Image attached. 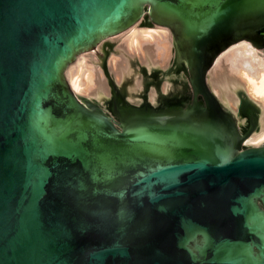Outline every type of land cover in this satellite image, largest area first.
Segmentation results:
<instances>
[{"label":"water","instance_id":"95a60500","mask_svg":"<svg viewBox=\"0 0 264 264\" xmlns=\"http://www.w3.org/2000/svg\"><path fill=\"white\" fill-rule=\"evenodd\" d=\"M144 13L194 102L120 122L65 69ZM243 37L264 46V0H0V264H264V143L206 73Z\"/></svg>","mask_w":264,"mask_h":264},{"label":"bare ground","instance_id":"6f19581e","mask_svg":"<svg viewBox=\"0 0 264 264\" xmlns=\"http://www.w3.org/2000/svg\"><path fill=\"white\" fill-rule=\"evenodd\" d=\"M135 24H137V21L131 24L126 29L116 34L103 37L102 39L112 38L122 33L125 36L128 30L132 28ZM154 26H162V25H154ZM141 30L136 31L135 28V31L133 30L134 32L133 33L131 32V34L125 40H123V42L120 41L122 38L118 37L119 39L118 38L114 39L116 42L117 41L121 42L118 48L122 53L121 55L122 61L121 62L120 60L116 61V63L111 64L110 68L111 71L114 73L117 82L120 84H121V80L124 77L125 71L129 67L130 60L128 57L129 56L128 53L130 52L133 53L132 55H136L138 53L139 60L141 59L142 62L141 61L140 62L143 64L152 63L151 65L153 67L163 65L162 61H164L163 59H165L166 54L163 57L164 53L162 54L160 50L165 49V47L160 45V43L166 42L167 33L164 31L160 32L161 31L160 29H159L160 31H158L157 29L154 28H148V29L145 28V30L143 31ZM130 31L132 30L130 29ZM102 39L95 47L91 49L83 50L79 53L81 54L83 52H89L95 50L96 48L99 47ZM170 49L171 48H169V50ZM166 52L168 51L166 50ZM79 53L77 54L75 61L78 55H80ZM97 59L98 57H96V55L92 53L83 54L79 59V64L77 65V67H75L77 68L76 71L74 72L73 70L72 75L70 74L71 84L70 83L69 84L80 99L82 98L79 96V94L87 97H92V96L97 97V95L100 94V92H103L106 95H109V90H108L109 87L107 85L108 83H106L104 76L103 77L99 76L101 78L98 77V80H94L95 77L93 78L90 75L91 73L87 77H84L89 72L88 70L91 71L93 70L96 76L101 75L99 74L100 66H98L97 64ZM89 66L91 67L88 68ZM85 68H87L88 70L87 71L85 70L87 73H85L83 76L80 72H82L81 70ZM93 81L95 82L97 81L98 85L97 86L94 85ZM207 81L211 89L218 97V99L220 101L222 100L223 103H225V104L222 103L224 107L225 106L227 107L228 105L229 106L232 105L231 107L238 109L237 105L240 101L238 96V90L243 89L248 99L251 100L253 105L256 106L257 109L262 110L264 113V46L258 47L255 46L252 42L241 41L239 44L231 46V48L229 47L227 51H225L224 53H222L217 57L213 68L211 70L209 69L207 73ZM261 122H262L261 131L253 135L249 139V141L250 140L252 142L255 141V144L256 142L264 143V114L261 119Z\"/></svg>","mask_w":264,"mask_h":264},{"label":"rangeland","instance_id":"374dc122","mask_svg":"<svg viewBox=\"0 0 264 264\" xmlns=\"http://www.w3.org/2000/svg\"><path fill=\"white\" fill-rule=\"evenodd\" d=\"M154 25H162V26H154ZM150 26H153V27H150ZM134 27L136 28V31L137 30L140 31L141 29H142L141 31H143V30H145V28L146 29L154 28V29H157L158 31L161 30L160 32L164 31L167 33L166 42L160 43V45L165 47V49L160 50L162 52V54L164 53L163 57L166 54L165 59H163L164 61H162L163 65L161 66L164 69L169 68L170 62L172 61L171 59H174V61L177 62V64H179L183 58H186L180 54L179 47L177 46V44H175L176 39L174 38V34H173L171 27L167 24L158 23V22L153 21L149 15L144 13L141 16V18L137 21V24H135L132 28H130L132 31H130V29L128 30V32L126 31L127 33L125 34V36L122 33V34L115 36V37H112V38L102 39L98 48H96L95 50L89 51V52H83L81 54L79 53L80 55H78L76 61L73 60L72 62L68 63V65L65 69L66 78H67L68 82L71 84L70 74L72 75L73 70H74V72L76 71L77 68H75V67H77V65L79 64L80 57L83 54H87V53H92V54L96 55V57H98L97 64H98V66H100L99 67V74H101V75L96 76V74L93 72V70L91 71V70H88L87 68L82 69L81 70L82 72H80V73L84 76V74L87 73L86 71L88 70L89 72L84 77H87L91 73L90 75L93 78L95 77L94 80H98L99 76H102V77L104 76L106 83H108L107 85L109 87V89H108L109 95H106L105 93L100 92V94H98L97 97L96 96L95 97L94 96L87 97V96H84L81 94H79V96L83 100L90 99L91 101L98 103L104 110H106L107 112L112 114L120 122L123 121L127 115L133 114V113L153 114V115L159 116V117H167L169 115V113H167L169 111L161 110V108H158V106H159L158 102H153V104H150V103H147L145 98H144L145 95H148V99L150 97V99L152 101H155L157 99L156 88H154L153 86L159 85L164 90H167L168 86L170 84V80L167 77H164V79L160 83L157 82L158 84L154 82V80L151 77L152 74H148L149 72H147V71H152V68H153V66L151 65L152 63L143 64V63H141L142 62L141 59L139 60V54L138 53L136 55H132L133 53L130 52V53H128L129 54L128 57L130 60L129 67L125 71L124 77L121 80V84L117 82V79H116L114 73L111 71V68H110L111 64H114V63H116V61H119V60H120V62L122 61L121 60L122 53H121L120 49L118 48V46L121 44L120 41L123 42V40H125L131 34V32L133 33L135 31ZM118 37L122 38V39L120 41L116 42L114 39H117ZM241 41L251 42V41H249V39L243 37V38L237 39L236 41H233L232 43L226 45L224 48H222L214 56L211 64L206 69V73H208L209 69L211 70L213 68L215 61L219 55H221L222 53L227 51L229 49V47L231 48V46L239 44ZM165 43H167V44H165ZM169 48H171V49L169 50ZM166 50L168 52H166ZM112 59H113V61H112ZM167 61L169 62V64ZM90 67L91 66H89L88 68H90ZM145 67L147 69H145ZM100 71H101V73H100ZM167 74H169V73H167V72L164 73V75H167ZM76 75H78V74H76ZM99 78H101V77H99ZM175 81H176V83H180L178 78H176ZM93 83L96 86L98 85L97 81L96 82L93 81ZM115 83H118L120 86H118V84L116 86ZM118 87H120V89H118ZM113 89L115 91L119 90L120 92H122V93H119L120 94L119 97H121L122 100H123V96L125 93L127 94V97H129V99H132V103L131 102L130 103H127V102L124 103V106L129 107V110L128 109L125 110L126 108L125 109L122 108V110H120L121 108H119V106L117 107L116 100L114 101V97L111 95ZM242 90L243 89L238 90V96L240 99V101H239L240 104L238 103V105H237L238 109L231 107L232 105H230V106L228 105L227 107L226 106L225 107L228 109L230 108L229 110L232 111L236 122L239 124L238 126H239L240 130H241L240 125L242 124V126L247 128L246 130H250V132H251L250 135L253 133L251 136L249 135V137L247 138V140H246L247 144L248 145H261V143H263V142H259V143L256 142V144H255V141H253L254 142V144H253V142L251 140L249 141V139L253 135H255L261 131V127H262L261 119H262L264 113L262 110H259L256 108V106L252 105L253 103L251 102V100L248 99L245 91L244 90L242 91ZM139 92H141L143 94V96ZM240 93H241V95H240ZM135 95H136L137 99L135 98ZM123 101H125V100H123ZM133 101H137V102H133ZM221 102L223 103L222 100H221ZM223 104H225V103H223ZM186 106H184V107H186Z\"/></svg>","mask_w":264,"mask_h":264},{"label":"flooded vegetation","instance_id":"af4514ba","mask_svg":"<svg viewBox=\"0 0 264 264\" xmlns=\"http://www.w3.org/2000/svg\"><path fill=\"white\" fill-rule=\"evenodd\" d=\"M176 44H177V41H176ZM171 60L172 61L170 62V66L168 69H164L161 66H155L152 68V71H147L149 72L148 74H152L151 77L155 83L157 82L160 83L164 79V77H167L170 80L168 89L164 90L161 86L154 85L153 87L156 88L157 99L155 101H152L150 97L148 99V95H145L144 97L147 103L153 104V102H158L159 103L158 108H161V110L169 111L167 112L169 113L168 117L173 116V115H183L192 106L194 102V88L192 85L191 75L189 71L188 59L183 58L182 61L180 62L181 64L180 63L177 64V62H175L174 59H171ZM145 69L147 68L145 67ZM166 72L169 74L164 75V73ZM176 78H178L180 83H176L175 81ZM115 84L117 86L118 83H115ZM118 86L120 85L118 84ZM118 89H120V87H118ZM119 93H122V92H120L119 90L115 91L114 89L111 93V95L114 97V101L116 100L117 107L119 106V108H121L120 110H122V108L124 109L126 108L125 110L127 109L129 110V107H125L124 103L126 102L132 103V99H129V97H127V94L125 93L123 96V100L125 101H123L121 97H119L120 96ZM139 93L143 96L141 92ZM135 98H136V95H135ZM196 99L202 100L203 105L206 106V99L201 92H197ZM133 102H137V101H133ZM240 128H241L240 131L244 134L247 131H249V130H246L247 128L242 126V124L240 125ZM248 137L244 139L243 144L248 145L246 142Z\"/></svg>","mask_w":264,"mask_h":264}]
</instances>
